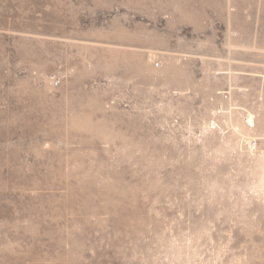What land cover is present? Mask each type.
Returning <instances> with one entry per match:
<instances>
[{"label":"rangeland","instance_id":"obj_1","mask_svg":"<svg viewBox=\"0 0 264 264\" xmlns=\"http://www.w3.org/2000/svg\"><path fill=\"white\" fill-rule=\"evenodd\" d=\"M0 264H264V0H0Z\"/></svg>","mask_w":264,"mask_h":264}]
</instances>
